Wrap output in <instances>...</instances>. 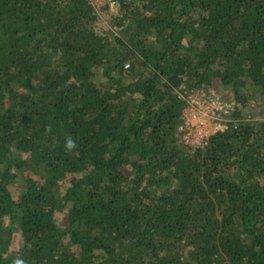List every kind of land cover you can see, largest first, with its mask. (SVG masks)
<instances>
[{
  "label": "trees",
  "instance_id": "1",
  "mask_svg": "<svg viewBox=\"0 0 264 264\" xmlns=\"http://www.w3.org/2000/svg\"><path fill=\"white\" fill-rule=\"evenodd\" d=\"M117 2L0 0V264H264V0Z\"/></svg>",
  "mask_w": 264,
  "mask_h": 264
},
{
  "label": "built area",
  "instance_id": "2",
  "mask_svg": "<svg viewBox=\"0 0 264 264\" xmlns=\"http://www.w3.org/2000/svg\"><path fill=\"white\" fill-rule=\"evenodd\" d=\"M92 3L99 11L96 4ZM107 3L110 7L118 5L117 0H108ZM184 90L180 95L187 100V106L183 111V121L179 125L184 143L202 145L211 134L228 128V122L232 121L231 114L237 106L234 99L215 92L209 94V91H214L210 88Z\"/></svg>",
  "mask_w": 264,
  "mask_h": 264
},
{
  "label": "rangeland",
  "instance_id": "3",
  "mask_svg": "<svg viewBox=\"0 0 264 264\" xmlns=\"http://www.w3.org/2000/svg\"><path fill=\"white\" fill-rule=\"evenodd\" d=\"M91 1L96 4L97 8L100 11L99 20L101 24L108 25L107 23L110 20V15L119 11V5L110 7L109 4L107 3L108 0H91ZM213 92L224 96V90L220 86L214 88V91L212 92L209 91V94H212ZM21 244H22V238L19 234H17L15 242L13 243L12 247L13 249H18Z\"/></svg>",
  "mask_w": 264,
  "mask_h": 264
},
{
  "label": "clouds",
  "instance_id": "4",
  "mask_svg": "<svg viewBox=\"0 0 264 264\" xmlns=\"http://www.w3.org/2000/svg\"><path fill=\"white\" fill-rule=\"evenodd\" d=\"M74 146H75V145H74V143L72 142V140L69 139V140L67 141L66 147H67L68 149H71V148H73ZM16 264H23V261L17 260V261H16Z\"/></svg>",
  "mask_w": 264,
  "mask_h": 264
}]
</instances>
